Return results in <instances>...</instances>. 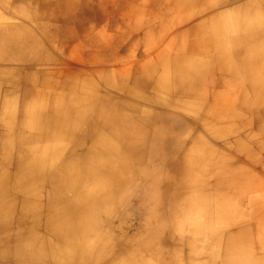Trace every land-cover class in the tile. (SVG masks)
<instances>
[{"label": "bare ground", "instance_id": "bare-ground-1", "mask_svg": "<svg viewBox=\"0 0 264 264\" xmlns=\"http://www.w3.org/2000/svg\"><path fill=\"white\" fill-rule=\"evenodd\" d=\"M170 1V10L190 12L185 16L189 19L194 16L192 14L203 12L208 0ZM211 1L213 7L225 3V0ZM244 1L235 9L211 16L210 35H205L204 25L199 24L196 31L200 35L191 37L192 40L196 37V42L188 43L191 54L173 58V74L182 89L180 85L166 84L164 78L149 77L144 83L155 95H138L139 99L147 98L152 104L192 112L199 122H204V132L214 141L226 139L238 130L236 123L246 116L255 123L260 122L264 116V0ZM58 2L43 5L40 14L60 18L63 10L57 6ZM40 31L43 32L42 27ZM20 35L16 33L10 35L14 38L11 41H2L7 52L13 50L15 53L11 55L42 59L43 46L33 37L22 40ZM202 40V43L198 42ZM213 49L214 55L206 56ZM194 55L209 59L200 61ZM215 60L225 61L222 70L228 77L222 81L223 88L218 85L214 92H207L203 75ZM112 79L111 76L108 82L111 87L125 91L124 84L112 85ZM244 80L248 82L247 87H242ZM49 87L53 88V85L49 84ZM68 88L66 96L53 100L36 97L29 101L19 118L8 108L0 116L8 128L0 147V264L166 263L160 253L145 255L122 238L111 237V218L99 220L93 217L99 207L107 208L102 203L105 194L111 195L109 199L113 204V193L121 187L128 186L123 191L127 195L139 178L150 180L151 185L157 182L154 172L157 168L148 172L137 167L135 162L143 155L147 123L155 125L157 132V126L166 121H156L150 113L129 115L127 105H115L110 96L99 99L92 85L71 84ZM171 93L177 98L170 100L168 95ZM183 97H198L201 102L187 105L182 101ZM7 102L5 99L4 103ZM63 104L66 108L62 109ZM259 130L264 131V127ZM156 132L152 134H162ZM174 138H167L163 147L181 148ZM246 140L255 149H263L255 154V150L242 143L236 144V148L245 154L250 165L262 168L260 155L264 153V145L253 138ZM116 141L120 143L119 147ZM123 149L130 151L134 164L123 158ZM198 153L188 157L183 152V162L176 165L171 177L164 182L166 188L183 189L184 192L190 186L198 190L203 188V182L195 181L199 164L206 155ZM246 165L242 163L230 169L224 157L216 156L212 170L214 186L219 188V203H216V218L211 223L215 247L209 264H264V176ZM167 166L170 168L172 164H164L163 168ZM239 190L253 192L249 209L230 198ZM173 198L172 195L168 198V205H172L170 210L185 213V207L177 208ZM200 200L199 196L190 203ZM187 204L189 201L183 206ZM204 211L205 215H212L209 209ZM187 224L172 219L163 225L169 227L167 233H157L154 238L158 240L162 235L159 244L166 246V241L173 239L177 229L191 231ZM219 228L221 236L216 235ZM188 244L190 247L192 243ZM194 254H188L187 263L179 264H194ZM176 262L173 260L169 264Z\"/></svg>", "mask_w": 264, "mask_h": 264}, {"label": "rangeland", "instance_id": "rangeland-1", "mask_svg": "<svg viewBox=\"0 0 264 264\" xmlns=\"http://www.w3.org/2000/svg\"><path fill=\"white\" fill-rule=\"evenodd\" d=\"M36 1L39 2V0H33V3L37 4ZM40 1L41 7L47 5L43 3V0ZM57 1H60L57 6L63 10L62 16L43 18L41 21L44 26L43 32L40 31L41 27L34 31L39 20L35 19L37 21L29 23L16 12L19 5L17 0H8L5 5L0 2L2 21L8 20L11 24H22L30 32L20 35L22 40L33 37V40L39 42L44 48V55L42 59H39L40 62L9 54L1 43L14 38L2 31L3 27L0 26V65H4L9 57H15V59L7 60L10 62L17 60L34 66L37 62L40 63L35 67L25 66L17 71H1L0 116L7 111L5 108H8L9 112L19 118L22 108L34 98L53 100L68 95L69 85L85 84L92 85L99 99L110 96L115 105H127L126 113L129 115L139 116L150 113L154 120L166 121L157 126V132L154 131L155 125L147 123L148 130L146 127L145 132L147 133L144 135V141L142 140L143 155L137 159V162L132 159L128 149L122 151L123 158L129 159L131 164L135 162L139 168L146 169L148 172L157 168L158 171H154L157 182L151 185L150 180L139 178L137 183L131 186L127 195L123 191L128 186L121 187L119 191L113 193L115 195L113 204L109 199L111 195L105 194L102 203L107 208L99 207L95 210L93 217L99 220L111 218L113 221V230H109L111 237L122 238L145 255L162 254L164 257L162 261L166 262L164 264H169L173 260L177 261L175 264L187 263L188 254L192 253H196L194 264H209L208 259L212 256L215 247V239H212L211 234V223L213 224V219L216 218L214 216L216 215L215 207L219 203L217 195L219 188L214 186L212 170L216 156L224 157L230 169L235 165L247 163L246 166L251 170L264 176L263 169L252 167L245 154L240 153L235 145L239 141L257 150L255 154L261 150L260 148L263 149V147L255 149L246 139L248 137L255 140L258 135H261L260 144L264 145V131L259 130L264 127V116L258 123H255L250 116H246L236 123L239 126L238 130L226 139L218 138L214 141L204 132L202 125L204 122H199L197 115L190 111L185 112L160 106L161 104H152L147 98L144 101L140 100L138 95L149 97L155 95L154 91L144 83L149 77L154 79L160 77L161 80L164 78L166 84L181 87L173 74L175 73L173 58L177 55L189 56L191 54L188 43L196 42V37L194 40L191 37L194 34L200 35L196 31L199 29V24L204 25L203 33L210 35L209 18L224 10L235 9L242 0H225V3L218 7L211 6L212 1L208 0L203 6V12L199 15L192 14L194 16L189 19L185 16L191 14L190 12L185 14L170 10L172 7L170 0ZM38 10L41 12L44 9ZM35 14L31 13L32 16ZM210 55H214V49ZM193 57L200 61L207 60L199 55ZM224 62L215 60L204 72L202 82L205 91L214 92L218 85L221 88L224 87L222 81L228 77V74L222 70ZM111 76L113 77L112 85L124 84L125 91L111 87L108 83ZM49 84H52L53 88L49 87ZM243 86L247 87L248 82L245 81ZM168 97L170 100L177 98L175 93L169 94ZM5 99L8 100L7 104L4 103ZM182 101H185L187 105H193L200 100L198 97H183ZM61 107L66 108V105L63 104ZM5 129L8 128L0 120V147ZM238 131L241 133L237 134ZM155 132L162 134L153 135L152 133ZM171 136L178 140L181 148L170 150L163 147L166 146L165 140ZM116 144L120 146L119 142ZM162 148L164 152L156 156ZM199 151L206 157L199 164L198 178L195 182H203V188L198 190L190 186L185 192L183 189L177 191L172 190L171 187L166 188L164 182L171 177L176 165H181L183 162V152L190 157L193 154L199 155ZM1 153L0 149V160ZM150 157L154 158L151 160ZM260 157L264 162V153ZM203 160L206 162L203 163ZM167 163L172 164L173 168H168V166L163 168ZM171 195L174 197L173 204L177 205V208L178 206L185 207V213L180 214L178 211L170 210L172 205H168V198ZM199 196L200 201L190 203ZM252 197L253 192L239 190L237 195L230 198L243 203L249 209ZM186 201H189V204L183 206ZM205 208L212 212L211 216L204 214ZM172 219L182 220L184 223L186 221L191 231L177 229L173 239L166 241V246L160 245L162 235H159L158 240L154 238V235L166 234L169 227L166 228L163 225ZM216 235L221 236L220 228ZM188 243H192L190 246L192 248Z\"/></svg>", "mask_w": 264, "mask_h": 264}, {"label": "crops", "instance_id": "crops-1", "mask_svg": "<svg viewBox=\"0 0 264 264\" xmlns=\"http://www.w3.org/2000/svg\"><path fill=\"white\" fill-rule=\"evenodd\" d=\"M7 1L8 0H0L1 4H3V5H5ZM17 1L19 2L18 3L19 5L17 6L16 12L19 13V15H22V18H24L25 20L29 21V23L35 22V21L39 20V23L35 25L36 27H34V31H35V29H38L39 30V27H42L44 29V26L41 24L42 23L41 21L43 20V18L46 19V16L41 15L40 12H39V10H38V9L41 8V6H40V4H41L40 2L41 1L40 0H39V2L36 1V3L38 4V6H37V4H34L30 0H24V1L17 0ZM54 2H55V0H43V3H47V4H50V5H54L55 4ZM32 12L33 13H36V14L32 16L31 15ZM35 19H37V20H35ZM2 20L3 19L0 18V26L3 27L2 28V31H4L8 35H13L15 33L23 34V33L29 31L28 29H26L25 27H23L22 24H11L10 21H8V20L7 21H5V20L2 21ZM32 20H34V21H32ZM28 33H30V32H28ZM8 53L14 54L15 52L13 50H10V51H8ZM209 55H210V52L206 56L209 57ZM199 56H201V55H199ZM201 57H203V56H201ZM208 57H204V58L208 60L209 59ZM8 59H15V57H9V58H7V60ZM7 60H6V62H5L4 65H0V73H1V71H6V72H8L10 70L11 71H17L20 68H23L25 66H27V67L34 66L33 64H27V63L24 64V63H21V62H19L17 60L16 61H11V62L10 61H7ZM207 60H203V61H207ZM38 61L40 62V60H38ZM39 62H37L35 64V66H37L38 64H40ZM6 75H8V73ZM45 91H47V90H45ZM255 140L260 143V138L256 137ZM238 143H241V142L237 141L236 144H238ZM238 151H240V153H242L241 150H238ZM255 151H257V150H255ZM259 151H261V150H259ZM257 157H258V155H257ZM261 163H262V169H263L262 173L264 174V167H263L264 162L261 161ZM252 167H253V165H252Z\"/></svg>", "mask_w": 264, "mask_h": 264}]
</instances>
